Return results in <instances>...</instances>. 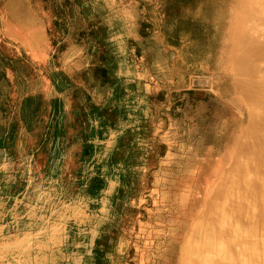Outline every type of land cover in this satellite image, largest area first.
I'll use <instances>...</instances> for the list:
<instances>
[{
    "label": "rangeland",
    "instance_id": "1",
    "mask_svg": "<svg viewBox=\"0 0 264 264\" xmlns=\"http://www.w3.org/2000/svg\"><path fill=\"white\" fill-rule=\"evenodd\" d=\"M250 2L234 47L241 0H0V50L25 66L4 87L19 126L0 133V264H264L247 188L264 177L233 157L264 128L245 134L225 61L264 82Z\"/></svg>",
    "mask_w": 264,
    "mask_h": 264
},
{
    "label": "bare ground",
    "instance_id": "2",
    "mask_svg": "<svg viewBox=\"0 0 264 264\" xmlns=\"http://www.w3.org/2000/svg\"><path fill=\"white\" fill-rule=\"evenodd\" d=\"M241 1L244 2V5H243L244 12L241 15V19L237 23V27H239L240 28L239 30H241V36L239 39H236L234 41V45H233L234 47L240 44V42L242 41L241 38L244 37V35H246L245 33H242V31L244 30L246 31L247 26L250 23V21L251 22L253 21L255 23L258 21L257 17L256 16L254 17V15H252L256 11L253 8V6H249V4L251 3L250 0H241ZM263 54H264V49H263ZM242 58L244 59L245 56L238 50H234V49H232L230 55H228L225 58L226 67L228 69L229 78L231 81V86H230L231 89H229V91L231 93L239 92V94L236 97H233L232 103L237 107L246 108L244 112L246 114L245 121L247 122L248 127L245 131V134L252 135L254 141L257 143V140L259 139L261 135L262 127L264 128V82L256 83L253 80L254 79L253 78L251 84L243 85L239 83L236 79H234L239 76L240 77H244V76L252 77L253 75L251 74V72L249 73L245 67H241L242 62L240 60ZM236 148H237V154L233 155V157L236 160H238L239 155L241 153L245 154L248 157L249 161L252 162L250 166V170L255 173L259 172V174H261L264 177V143L263 144L261 143L259 145H254V146H251V145L245 146V147L243 143H240L239 145H237ZM235 167L236 166L234 165V168ZM237 167H239L240 169V166L237 165ZM251 183L252 184L247 185L248 192L252 194L255 193V195L254 196L252 195L250 197L253 199V201L255 202L257 206L264 208V179L261 182L256 180ZM258 193H260V196L262 198L260 200L258 198L257 199L255 198V196ZM257 206L255 208H257ZM211 208H212L211 211L213 214L215 210V205L214 206L212 205ZM207 230L208 228L206 229V231ZM217 231L218 230L214 229L213 233L208 232L207 236L202 237L200 246H199V249L202 248V250H200L199 252H202L208 247H214V243L217 242V239L215 236L216 234H218ZM227 232H229V230H227L226 233ZM220 240L221 242H224V240L222 241V237L220 238ZM233 241L234 240H231L230 243ZM222 253L226 255L227 251L223 250ZM203 262L204 260H202V258L200 257V253H199L196 263L202 264ZM234 262L235 260L233 259L229 263L232 264Z\"/></svg>",
    "mask_w": 264,
    "mask_h": 264
},
{
    "label": "trees",
    "instance_id": "3",
    "mask_svg": "<svg viewBox=\"0 0 264 264\" xmlns=\"http://www.w3.org/2000/svg\"><path fill=\"white\" fill-rule=\"evenodd\" d=\"M56 10L58 11V13L61 12L58 8ZM91 28L92 25H89L88 28L84 32H82V34L85 37L93 36L91 34L92 31H90ZM20 68L25 69V66L21 64L20 60L9 58L0 50V133H6L10 138H14L17 135L19 122L17 116H13L11 114V104L9 103L8 95L4 92V87L11 84L8 78V72L11 71L13 73H16L18 72V70L20 71ZM91 72L98 82H101L103 84L107 82L102 75L101 67L98 66L96 69H92ZM22 80L24 79L22 78ZM33 98L34 97L32 96L26 97L25 101H29V103H31V101L34 100ZM87 98L90 102V97L87 96Z\"/></svg>",
    "mask_w": 264,
    "mask_h": 264
},
{
    "label": "crops",
    "instance_id": "4",
    "mask_svg": "<svg viewBox=\"0 0 264 264\" xmlns=\"http://www.w3.org/2000/svg\"><path fill=\"white\" fill-rule=\"evenodd\" d=\"M48 251H49V250L45 249V251H43V252L41 253V256H42V254H43V256L45 255V257H47V256H48V254H47Z\"/></svg>",
    "mask_w": 264,
    "mask_h": 264
}]
</instances>
